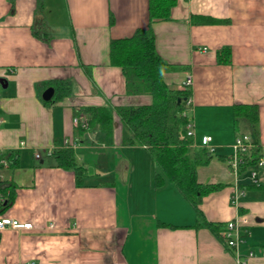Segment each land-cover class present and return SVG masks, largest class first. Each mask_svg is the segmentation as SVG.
Listing matches in <instances>:
<instances>
[{
	"label": "crops",
	"instance_id": "crops-1",
	"mask_svg": "<svg viewBox=\"0 0 264 264\" xmlns=\"http://www.w3.org/2000/svg\"><path fill=\"white\" fill-rule=\"evenodd\" d=\"M37 2L0 0V154H18L13 168L0 162V180L15 185L1 214L33 226L0 230V264H235L219 231L202 223L236 215L247 220L241 253L253 251L243 264H264V165L252 182L248 170L236 178L226 162L237 103L257 105L263 150L264 0H176L170 19L151 23L156 51L177 65L163 72L164 81L184 89L191 75L194 146L203 135L214 146L196 176L222 186L202 196L201 224L171 183L154 185L159 168L146 147L121 140L115 108L148 104L151 96L126 92L121 68L109 63V43L146 27L147 0H41L39 25ZM194 15L217 21L199 24ZM225 46L230 61L223 63L217 50ZM59 81L70 88L57 98ZM47 87L53 94L44 100ZM87 106L112 111L111 131L74 123L86 118L75 112ZM65 138L85 168L81 185L43 151L64 147ZM35 149L43 151L40 158ZM235 186L244 191L237 206L229 199Z\"/></svg>",
	"mask_w": 264,
	"mask_h": 264
},
{
	"label": "trees",
	"instance_id": "trees-1",
	"mask_svg": "<svg viewBox=\"0 0 264 264\" xmlns=\"http://www.w3.org/2000/svg\"><path fill=\"white\" fill-rule=\"evenodd\" d=\"M176 0H147L146 27L137 28L131 35L114 38L109 43V63L121 68L125 78L126 92L129 94L146 93L151 102L140 105H124L115 108L122 124V144L143 145L151 159L159 168L154 175V185L160 187L165 180L171 183L193 207L199 219L204 215L199 207L203 195L219 189V183H202L197 180V167L205 164L211 156L206 147H193L192 138L186 134V125L190 116L183 114L184 99L190 95V89H172L164 81L163 72L177 68V65L164 61L155 48L151 23L155 20L170 19V11ZM38 15L34 24L43 22L41 0L37 2ZM192 20L199 24L214 22L204 15H194ZM230 48L225 46L217 50L219 62L230 61ZM57 98L68 93L69 82L53 83ZM85 114L87 128H101L105 132L112 128V111L105 106H87L76 110L75 115ZM76 115V116H77ZM232 120L236 135L248 134L256 145L249 154L243 156L239 164V173L255 166L260 156L258 142V108L256 104L237 103L232 106ZM51 155L56 165L71 169L75 184L81 185L85 168L79 164L71 147H57ZM7 166L18 164V154L6 151L0 154ZM1 165V164H0ZM0 213L9 208L15 196V185L10 180H0ZM201 224V223H199ZM215 233L222 223L206 221L202 223Z\"/></svg>",
	"mask_w": 264,
	"mask_h": 264
},
{
	"label": "built area",
	"instance_id": "built-area-1",
	"mask_svg": "<svg viewBox=\"0 0 264 264\" xmlns=\"http://www.w3.org/2000/svg\"><path fill=\"white\" fill-rule=\"evenodd\" d=\"M192 85V78L191 75L188 74L185 77V80L183 81V87L184 89H189ZM192 106V100L190 98V95H188L184 99V110L183 114L189 115L190 109ZM74 123L81 125L82 127H85L87 125V122L85 119H79L78 117L74 118ZM186 134L188 136H191V138L194 136L193 132V123L191 120L186 125ZM211 136L210 135H203L200 138L199 146L200 147H206L208 151L211 153L214 151V146L211 144ZM23 143V142H22ZM192 145H195L194 142H192ZM63 146L64 147H72L74 146L67 138L63 140ZM256 145L251 141L248 134L243 135H236L232 144V152L227 158L226 162L228 165L229 170L234 174V176L237 178V175L239 174L238 168L239 164L241 163L243 156L246 154H249L251 150ZM57 147H48L46 149H43L44 152L47 154H51L53 149ZM263 150L260 152V156L258 157L255 166L248 167L247 170L249 172V176L252 182L255 181V175L257 173V168L264 165V144L262 145ZM39 149H35L33 154L34 157L40 158L41 152H43ZM3 164L6 163L5 160H0ZM243 190L240 189L238 186H235L230 194V203L234 206H237L238 204V197L239 195L243 194ZM2 200V197L0 195V201ZM246 217L244 215H236L233 218H230L226 220L219 230V236L224 243V245L231 249L233 252L234 258H235V264H243L246 262L247 258L253 255V251L248 248V251L245 254L241 253L240 246L244 242L245 235H246ZM52 227V224H50ZM32 223L27 221H19L15 219L14 217L7 215V214H1L0 213V230L5 228H10L15 231H23V230H29L32 229ZM28 264H34V261H30Z\"/></svg>",
	"mask_w": 264,
	"mask_h": 264
},
{
	"label": "water",
	"instance_id": "water-1",
	"mask_svg": "<svg viewBox=\"0 0 264 264\" xmlns=\"http://www.w3.org/2000/svg\"><path fill=\"white\" fill-rule=\"evenodd\" d=\"M53 94V88L52 87H47L46 89H44V91L42 92V98L44 100H48L51 98Z\"/></svg>",
	"mask_w": 264,
	"mask_h": 264
},
{
	"label": "rangeland",
	"instance_id": "rangeland-1",
	"mask_svg": "<svg viewBox=\"0 0 264 264\" xmlns=\"http://www.w3.org/2000/svg\"><path fill=\"white\" fill-rule=\"evenodd\" d=\"M86 126H87V125H86ZM86 126H85V127H86ZM80 127H82V126L80 125ZM191 145H192V144H191ZM192 146H193V147H196V146H194V145H192Z\"/></svg>",
	"mask_w": 264,
	"mask_h": 264
}]
</instances>
